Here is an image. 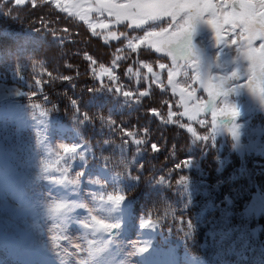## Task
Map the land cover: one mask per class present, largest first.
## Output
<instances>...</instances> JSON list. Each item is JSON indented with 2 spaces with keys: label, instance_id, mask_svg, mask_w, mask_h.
I'll return each instance as SVG.
<instances>
[{
  "label": "snow or ice",
  "instance_id": "snow-or-ice-1",
  "mask_svg": "<svg viewBox=\"0 0 264 264\" xmlns=\"http://www.w3.org/2000/svg\"><path fill=\"white\" fill-rule=\"evenodd\" d=\"M41 6L50 9L49 16L60 17L66 14L70 19L77 18L88 26L93 36L98 35L97 27L106 30L103 37L105 45L110 46L112 42L122 45L116 47L115 55L107 67L84 53L97 82L88 89L93 96L94 106L103 109L106 100L111 97H122L125 103H140L142 98L151 95L152 90L147 86L146 90H126L121 84V76L117 74L120 62L127 59V52L138 53L143 46L157 55L158 59L155 63L139 61V67L134 73L137 82L141 79L158 82L162 93H167L170 88L171 97L179 96V100L173 103L164 101L167 107L166 118L157 108L150 107L148 115L159 117L163 123L184 130L190 135L193 145L203 143L205 146L216 147L218 137L224 136L230 138L234 152L243 155L246 150L252 151L259 147V154L264 155V125L254 128L247 122L250 113H264V0H41V4L37 0H0V19H18V9H36ZM92 13L104 17V20L98 24L93 23ZM38 19L42 27L33 28L30 32L38 35L44 31L53 40L63 42V37H57L56 30L51 28L54 20L46 22L43 18ZM61 31L68 33L69 29L65 27ZM14 44L15 50L0 51V56L17 58V62L9 65L8 70L19 80H24V73L29 67L33 73V84H25L30 91L17 89L9 95L26 97L29 101L28 109L34 122L32 131L38 177L72 193H79L84 180L98 186L96 191L89 193L88 204L79 198H57L51 188L48 195L42 196L45 216L52 224L47 235L51 250L60 264H65L64 256L69 253L62 242L66 241L72 248L71 264H105L102 254L108 253L110 246L121 237L125 217L131 213L137 199L132 193L143 181L140 173L144 165L139 159H125V146L135 145L138 155L142 145L147 144L154 153L159 152L160 147L146 139L149 131L147 128L129 130L123 124L117 126L112 119V109H109L107 116L102 111L93 114L81 111V104L76 98H70L76 125L74 138L58 145L50 144V116L58 108L56 105L48 107L51 101L44 95L43 88L52 82V73L47 71L43 61L32 59L34 36L26 34L22 40L17 37ZM209 49H215L214 61L209 55ZM122 52L125 55H120ZM232 53H235L234 58L231 57ZM161 58L170 63L160 62ZM222 58L231 67L223 69V75H213L214 67L221 68ZM155 67L160 71H155ZM133 68L129 66L124 72L128 80L132 79ZM145 69L148 75L142 77L141 73ZM44 75L48 76V80L43 79ZM163 75H166L167 85L161 78ZM180 77H183L182 81ZM57 78L62 81L72 79L70 76ZM38 96L39 102L36 99ZM97 100L98 104L95 103ZM181 108L183 111L179 110ZM241 118L244 122H241ZM97 119L101 124L118 128L122 133V144L118 146L121 159L113 169H109V175L92 178L89 172L76 171L73 164L79 161V166L83 168L89 155L95 158L94 146L80 135L79 130ZM103 143L110 145L107 140ZM100 160L102 167L107 168L110 157L101 155ZM217 160L223 166L224 161L219 157ZM134 165L139 166V171ZM191 166L192 160L185 159L174 165V171ZM116 167L121 171H116ZM133 172L137 174L133 175ZM173 180L177 194H187L185 207L192 203L188 176L181 174L176 177L172 172L167 176H153L147 183L153 186L152 191L156 193L158 203H163L164 211L161 214V209L154 205L152 210L140 213L138 228L157 229L171 215L181 225L180 231H184L186 226L185 237L189 238L195 231L191 220L178 218L175 212L169 211L170 205L160 198L162 186L172 189ZM260 200L259 207L254 203L245 204L243 210L237 212L234 210L235 202L224 197L226 231L240 230L243 225L234 223L237 219L243 221L255 215L264 216V196ZM76 209H86L87 215L83 219L71 215ZM72 221L80 223L86 230L83 243H73L65 234L67 223ZM89 235L93 239L89 240ZM127 247L131 249L128 253L130 256H137L148 254L151 245L138 246L131 243ZM144 259L146 262L147 257ZM112 264L120 262L113 261Z\"/></svg>",
  "mask_w": 264,
  "mask_h": 264
},
{
  "label": "trees",
  "instance_id": "trees-1",
  "mask_svg": "<svg viewBox=\"0 0 264 264\" xmlns=\"http://www.w3.org/2000/svg\"><path fill=\"white\" fill-rule=\"evenodd\" d=\"M40 11L41 9L38 10V12ZM24 12L22 10V14ZM53 20L59 21L60 19L53 18ZM0 22L1 25H4L3 29L15 32L22 39L26 34L34 36L32 59L43 61L47 71L52 73V82L44 85L43 88L44 95H47L51 101L48 107L56 105L58 108L50 116L48 134L50 144L53 135L61 137L65 142L74 138L76 125L73 121L74 112L70 105V98H76L81 104V111H88L89 114L102 111L107 116L109 109H112V119L116 121L117 126L123 124L129 130L147 128L149 131L146 139L159 145L160 151L155 153L147 144L142 145L139 155L135 145L125 146L124 158L127 160L139 159L140 163L144 165V170L140 173L143 176V181L132 193L133 196H137V199L131 213L127 215L130 224L133 222L131 227L133 225L138 227L140 213L152 210L154 205L159 207L163 214L164 205L158 203V197L152 191L153 186L149 185L147 181L153 176H167L170 172L176 177L181 174L189 177V191L192 193L190 205L185 207L187 194L183 192L177 194L174 180L172 189L169 190L162 186L160 198L170 205L169 211L175 212L178 218H182L184 221L190 219L195 231L191 237L186 238V226L184 231H180L181 225L178 221H174L171 215L157 229H144V232L158 245L155 254L173 256L180 264L198 262H202V264H237L234 262L239 261H242L243 264H264V251L261 250V244H264V216L255 215L250 219L234 221V223H242L247 226L245 234L240 231H226L227 225L223 216L226 205L224 194L234 196V199L229 198L235 202L234 210L239 212L243 210L242 199L252 198L257 188L264 189V167L260 162L257 163L260 160L264 161V158H255L256 155L246 152L243 155L234 152L229 143L227 145L225 142L228 138L224 136L218 137L216 147L205 146L203 143L193 145L191 137L184 130L173 124L163 123L159 117L153 118L148 115V109L154 108L153 106L160 102L161 97L166 96L168 99L165 101L175 102L171 97V91L169 94L167 91L165 95L160 96L163 94L161 90H153L157 95L156 100H153L150 95L142 98L140 103H125L122 97H111L106 100L103 109L94 106L93 96L88 92V89L96 85L97 82L90 71L88 61L84 58V53L95 58L98 64L106 62L107 57L111 53L113 54L115 43L112 42L110 46L105 45L100 36H93L84 25L74 23L71 32L64 33L59 30L62 24L53 23L51 28L56 30L57 37H63L61 43L53 40V37L44 31L38 35L30 32L31 29L37 28L35 25L25 27V25L11 20ZM14 41L2 39L0 51L15 50ZM16 62L15 56H0V76H2L0 79L19 80L8 70V66ZM32 76L33 73L29 67L24 73V80H19L23 83L24 91L31 90L25 84H33ZM62 76H70L72 79L62 81L57 78ZM43 79L48 80V76L44 75ZM36 99L38 102L40 101L39 96ZM28 103L26 97L1 101L0 127L7 134L17 137L23 146L32 144L33 151L30 152L29 159L31 160L37 159V153L34 150L32 131L34 122L31 119ZM95 103L98 104L99 101L97 100ZM159 105L160 107L165 106L164 102ZM173 110L175 111L176 108L174 107ZM179 110L182 111V108ZM3 126L5 129L2 128ZM79 131L80 135L94 146L95 151V158L89 155L84 166L86 172H89L92 178L109 175V169H113L121 159L118 146L122 144V133L118 128L113 129L107 124H101L98 119L92 124L80 128ZM141 135L143 136L142 132ZM105 140L109 141L110 145H104ZM101 155L110 157L107 168L102 167ZM217 157L224 161L223 166L218 163ZM185 159H191L192 166L174 171V165ZM79 163V161L74 162L73 167L79 168ZM28 164L27 162V166ZM134 166L139 171V166ZM115 170L121 171L119 167H116ZM132 174L136 175L137 172ZM39 179L38 176L30 177V182H36ZM97 187L89 184L90 192L96 191ZM75 213L76 216H81L79 211ZM85 213L87 215V211ZM39 216L37 215L34 220ZM41 218L46 219L43 215ZM153 218H155V212ZM35 225L39 232L34 230V233L41 236L43 230L37 226L38 222ZM66 228H68L67 225ZM250 228L255 229L253 233H256L257 241H254ZM241 247L245 248L244 253L247 250L245 254L248 258L240 256L242 254ZM258 256L260 257L258 258ZM194 258H198V260ZM126 259L129 260L128 255H126Z\"/></svg>",
  "mask_w": 264,
  "mask_h": 264
},
{
  "label": "rangeland",
  "instance_id": "rangeland-1",
  "mask_svg": "<svg viewBox=\"0 0 264 264\" xmlns=\"http://www.w3.org/2000/svg\"><path fill=\"white\" fill-rule=\"evenodd\" d=\"M37 3L41 4V0H37ZM39 9H41L40 12H38ZM22 10L25 11L24 14H22ZM73 10L75 11V9H73ZM49 11H50V9L47 6H41V7H38L36 9H32L31 7H26V8L17 10V13L19 15V19H16V18H13V19H0V21L4 22L6 20H11V21L17 22L19 24L25 25V27H29L30 25H35L38 28V27L42 26L40 24L38 18H43L46 22L49 21V20H53V18H57V19H60V20L59 21H55L53 23H56L58 25L62 24L59 27V30L67 27L69 29V31L71 32L73 24L74 23H76V24L80 23V24L84 25L90 31L88 26L86 24H84L83 22H80L77 18L70 19L66 14H61L60 17L49 16L48 15ZM102 20H104V17H101V16H99L96 13H92L91 14V21L93 23H97L98 24ZM3 28H4V25H1V22H0V41H2V39H6V41H10L11 42L12 40H16L17 37H19L22 40V37L20 35H17L15 32L10 31V30H6V29H3ZM113 30H115V29H113ZM96 31L98 33L97 36H100L102 39H103L104 35H106V30H103V29H101L99 27H97ZM201 38H203V37H201ZM113 43H115V46H114V49H113V54L111 53L107 57V61L106 62H100V63H103L106 67L109 66L110 61L113 59V56L115 55L116 47H122V45H119L117 42H113ZM214 52H215V49H209V55L212 56L213 61L215 60V57L213 55ZM120 55L123 56V55H125V53L122 52V53H120ZM234 56H235V53H232L231 57L234 58ZM157 59H158L157 55H154L152 52L146 50V48H144L143 46H142L141 51H139L138 53H132L131 51H128L127 52V59L121 61L120 64H119V68L117 69V74L121 76V84L125 87V89L126 90L127 89H131V90H134V91L137 90V89L146 90L145 86H147V87L151 88V90H152L151 91V96H152L153 100H156L157 95H156V93H154L153 90H155V89L160 90L159 83L158 82L152 83L150 81L147 82V80H144V79H141L139 81V83H138L134 73H135L136 69L139 67V61L146 60L148 62L155 63L157 61ZM160 62L170 63V61L164 60L162 58L160 59ZM105 63H108V64H105ZM220 63H221V68H215V67L213 68V70H212V74L213 75H223L224 74L223 69L231 67V65L225 63V59L224 58L221 59ZM129 66H134L131 80H128L124 76V72L126 71V69ZM97 67H98V65H97ZM154 70L157 71V72L160 71L158 67H155ZM141 75H142V77H145V76L148 75L146 69L142 71ZM0 77H2V76H0ZM161 78L164 80V84L167 85L166 75H163ZM179 79H181V81H182L183 77H180ZM105 82H107V78L106 77H105ZM21 83L22 82L19 81V80H10V79L4 80V79H0V102L4 101V100L20 99L21 97L11 96V95H9V93L11 91L17 90V89H19L21 91H24L22 89L23 83L22 84ZM170 91H171V89L168 88V94H169ZM154 95H156V96H154ZM162 95H165V93L161 94L160 96H162ZM165 97L166 96L161 97L160 98V102L158 104H156L155 106H153V107L159 109L161 111V113L163 114V116L166 118L167 107L166 106L160 107V105H159V104H163L165 99H168V97H166V98ZM173 98H174L175 101H178L179 100L178 94H177V96H175ZM146 99H148V98H146ZM149 99H151V98H149ZM168 102L170 103V101H168ZM182 111H183V109H182ZM241 122H244L243 118H241ZM247 122L254 128L257 127V126H260V125H264V113H260V112H252V113H250L248 115V117H247ZM2 128L5 129L4 126ZM201 131H203V130H201ZM50 138H51V136H50ZM227 141H228L227 145L229 143V145L231 146L230 138H228ZM61 142H65V141L61 137L53 135V139L51 140V144L52 145H58ZM0 147H2L3 150H5V152L7 151L10 154L9 155L10 160L12 161V164L14 165V167L17 168L16 170L19 173L24 174L26 178L28 176H31V177H37L38 176L39 169L36 166L37 159L29 160L30 159V152L33 151L32 144H30L28 146H23L21 143H19L17 137H15L14 135L11 136V135L7 134L0 127ZM246 153L247 154L249 153V154L256 155L255 158H257V157L264 158V155H260L259 154V147H257L256 149H254L252 151H247L246 150ZM27 162L29 164H31V165L28 164V166H27ZM259 162L264 167V161H261V160L257 161V163H259ZM195 163L197 164L196 160H195ZM34 164H35V166H32ZM75 170L76 171H81V170L84 171L85 168L84 167L83 168L79 167V168H75ZM85 172H86V170H85ZM83 184H84L85 187L83 186ZM87 186H88L87 180H84V182H82L81 185H80V190L82 191L80 194L83 196L84 203H86V204H88L89 200H90V197L88 195L89 192H87V190H86ZM37 188L38 189H42V191H46L45 189H48L47 188V182L46 181H40L37 184ZM224 195L234 199L233 195H229V194H224ZM262 196H264V189L257 188V191L253 195L252 198L250 197L249 199H242L241 200V202H242L241 203V207H243L245 204H253V203L257 207H259L260 204H261L260 197H262ZM30 223L31 222L28 221V224H30ZM239 224H242V223H239ZM42 225L44 227L45 234L48 235V227H45L43 223H42ZM254 230L255 229L252 230V228H250V232L252 231V237H253L254 241H257V236L255 235L256 233H253ZM239 231L242 232L243 234H245L247 232V226L243 225L240 228ZM65 234L68 237H70V239L72 240L73 243H82V241L80 239V235H79V233L77 231L72 230V231L67 232ZM133 237L137 238V233L136 232L134 233ZM40 241H42V240H40ZM135 241L136 242H134L132 238H129L128 239V244L136 243L138 245H141V244H139L137 242L136 239H135ZM62 243L68 249V253H69L70 257H71L70 261H66V260L65 261L71 264V261L73 259L72 255H71L72 248L67 244L66 241H64ZM150 245H151L150 248L154 249V247H155L154 243H150ZM263 245L264 244H261V250L262 251H264L263 250ZM241 249H242V252H241L242 254H240V256H242L243 258H248L247 255L245 254V253H247V250L244 253L245 248L241 247ZM208 250H211V249H208ZM214 252H216V251H214ZM259 257L260 256H258V258ZM1 259H2L3 264H16V263L9 262L11 260L7 256H5V253H3V255H1ZM234 263L243 264L242 261L234 262ZM18 264H21V263H18ZM195 264H198V263H195Z\"/></svg>",
  "mask_w": 264,
  "mask_h": 264
}]
</instances>
